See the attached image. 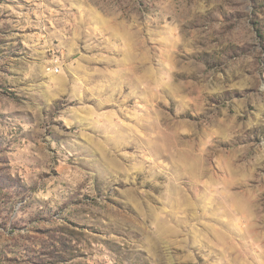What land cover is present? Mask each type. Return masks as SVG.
<instances>
[{
    "label": "rangeland",
    "instance_id": "obj_1",
    "mask_svg": "<svg viewBox=\"0 0 264 264\" xmlns=\"http://www.w3.org/2000/svg\"><path fill=\"white\" fill-rule=\"evenodd\" d=\"M0 264H264V0H0Z\"/></svg>",
    "mask_w": 264,
    "mask_h": 264
},
{
    "label": "built area",
    "instance_id": "obj_2",
    "mask_svg": "<svg viewBox=\"0 0 264 264\" xmlns=\"http://www.w3.org/2000/svg\"><path fill=\"white\" fill-rule=\"evenodd\" d=\"M50 69H51V68H50ZM54 71H55V72H58L59 70L56 68Z\"/></svg>",
    "mask_w": 264,
    "mask_h": 264
}]
</instances>
